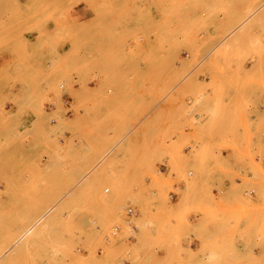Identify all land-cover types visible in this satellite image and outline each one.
I'll use <instances>...</instances> for the list:
<instances>
[{
  "label": "rangeland",
  "instance_id": "rangeland-1",
  "mask_svg": "<svg viewBox=\"0 0 264 264\" xmlns=\"http://www.w3.org/2000/svg\"><path fill=\"white\" fill-rule=\"evenodd\" d=\"M23 2L0 0V253L51 210L0 264H264V6L206 57L264 0ZM191 192L237 195L240 249L169 242L153 219Z\"/></svg>",
  "mask_w": 264,
  "mask_h": 264
},
{
  "label": "crops",
  "instance_id": "crops-1",
  "mask_svg": "<svg viewBox=\"0 0 264 264\" xmlns=\"http://www.w3.org/2000/svg\"><path fill=\"white\" fill-rule=\"evenodd\" d=\"M24 0H21L23 4ZM190 195L194 200H197L198 208L189 215L188 221H179L174 217L177 213V207L172 209L164 208L161 210L153 221H157L166 228V233L169 242L179 239L189 238V249L197 254L203 245L211 251L221 249L223 246H228L235 243L239 249L242 247L241 242H235L240 231L249 224L248 218H243L240 213L243 209L234 199L236 194L232 192H191ZM254 197V194L251 193ZM212 198H218V204L207 205ZM172 202L176 205L179 202V196L172 195ZM153 215H156L153 209ZM215 213L218 216L213 222L210 220V215ZM222 216H226L222 218ZM241 221V224H239ZM229 228H239L238 233H225ZM203 229V230H202ZM202 230L201 232H199ZM168 242V241H167ZM162 259H165L167 254L165 250L160 253ZM200 257L186 258V263L199 261ZM173 258H168L165 261L171 262Z\"/></svg>",
  "mask_w": 264,
  "mask_h": 264
},
{
  "label": "bare ground",
  "instance_id": "bare-ground-1",
  "mask_svg": "<svg viewBox=\"0 0 264 264\" xmlns=\"http://www.w3.org/2000/svg\"><path fill=\"white\" fill-rule=\"evenodd\" d=\"M264 3L259 5L256 4L255 6H253L252 8L248 9L242 16H239L238 18H236L230 25L228 28H226L224 30L223 33H220L221 36L216 40V41H212V45L210 47H208V51L206 52V57L211 55L219 46L221 43H223L226 39H228L235 31L239 30L241 27L247 25V23L249 22V20L251 18H253V16L256 13H259V11L263 8ZM262 15V14H261ZM261 17V16H260ZM249 27V26H247ZM247 29V28H246ZM241 33V32H240ZM233 37H230V43L233 41ZM212 40V39H210ZM203 52V51H202ZM205 52V51H204ZM205 55V54H203ZM201 55V57L203 56ZM204 59V58H203ZM202 60V59H201ZM200 61V60H199ZM204 61V60H202ZM201 62V61H200ZM195 69V68H194ZM193 69V71H194ZM193 71H187L184 73L185 77H189V75L193 72ZM187 77V78H188ZM191 78V77H190ZM185 78H183L182 80H184ZM93 169L91 168L90 170H88L86 172V175L89 174ZM85 175V176H86ZM78 184V183H77ZM77 184L75 185V187L77 186ZM75 189V188H74ZM61 200V198H60ZM58 204V202H57ZM56 205V204H55ZM52 208V207H51ZM54 209V208H53ZM51 210V209H50ZM50 210L48 212H46L44 215H41L39 217H37L36 219H34L24 230H22L18 237H16L17 239L13 242H10V246H8L7 248H5L1 253H0V259L2 257H4V255H6L9 251H11L14 247L16 246H21L24 244V241L26 238H28L34 231L35 227L37 225H39L40 223L43 222V220L47 217V215L49 214ZM28 240V239H27ZM19 248V247H18Z\"/></svg>",
  "mask_w": 264,
  "mask_h": 264
},
{
  "label": "built area",
  "instance_id": "built-area-1",
  "mask_svg": "<svg viewBox=\"0 0 264 264\" xmlns=\"http://www.w3.org/2000/svg\"><path fill=\"white\" fill-rule=\"evenodd\" d=\"M129 213H130V214L133 213L132 210H130Z\"/></svg>",
  "mask_w": 264,
  "mask_h": 264
}]
</instances>
